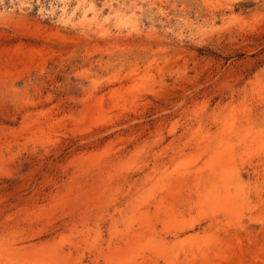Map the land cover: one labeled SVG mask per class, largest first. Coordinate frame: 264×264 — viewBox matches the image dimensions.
Segmentation results:
<instances>
[{
	"label": "rangeland",
	"instance_id": "1",
	"mask_svg": "<svg viewBox=\"0 0 264 264\" xmlns=\"http://www.w3.org/2000/svg\"><path fill=\"white\" fill-rule=\"evenodd\" d=\"M0 264H264V0H0Z\"/></svg>",
	"mask_w": 264,
	"mask_h": 264
}]
</instances>
